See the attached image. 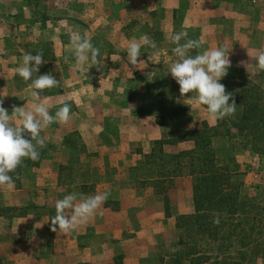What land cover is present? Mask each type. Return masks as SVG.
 Wrapping results in <instances>:
<instances>
[{
  "label": "crops",
  "instance_id": "1",
  "mask_svg": "<svg viewBox=\"0 0 264 264\" xmlns=\"http://www.w3.org/2000/svg\"><path fill=\"white\" fill-rule=\"evenodd\" d=\"M6 2L0 0V5ZM130 3L133 8L144 6L152 12L171 11L175 23L179 22L174 13L188 6L186 10L196 12V19L187 22L192 27L207 20L214 23L204 40L207 49L222 46L229 52L231 67L226 78L259 76L263 72L257 67L256 57L264 50V0H130ZM134 18L129 16L127 23H120L125 31L133 26L130 22ZM221 23H231V32L227 34ZM3 32L4 25L0 23V99L3 104L12 103L15 95L19 97L17 106L30 108V81L15 82L11 80L12 74L9 77L3 52L12 48H5ZM137 32H129L131 36L124 39L125 51L129 40L140 37H136ZM213 32H221L220 40H214ZM107 39L114 49L118 48L120 40L114 36ZM52 40L54 56L59 61L39 69L36 75L51 73L59 81L58 87L42 91V100L50 105L53 115L68 103L70 119L54 122L41 131L46 145L44 158L38 165L25 166L13 189L0 190L4 204L9 207L32 204L31 215L24 212L8 221V250L29 251V246L18 247L17 241L22 239L25 245H32V264H170L168 259L177 260L184 248L176 218L194 212L192 179L185 175L176 177L165 192H160L155 185L164 184L165 176H156L154 188L148 189L147 195H140L137 190L139 183L149 184L151 178L137 181L134 162L151 154L150 143L160 140L161 134L154 117L148 114L147 105L132 99L136 89L131 80L134 65L124 52L125 66L118 68L115 60L120 56L118 51L108 68L93 65L86 72L87 69L74 67L68 39L52 37ZM141 52L138 60H142L140 66L144 67L146 53ZM113 53L108 60H113ZM82 76L84 80L89 76L92 84L83 82ZM188 144L189 141L167 144L163 151L175 152ZM252 148L237 157L242 167L240 181L254 189L264 173L259 151ZM249 156L253 157L251 163ZM104 191L110 193L107 201L86 225L67 234L51 230L56 200L70 192L87 197Z\"/></svg>",
  "mask_w": 264,
  "mask_h": 264
},
{
  "label": "rangeland",
  "instance_id": "2",
  "mask_svg": "<svg viewBox=\"0 0 264 264\" xmlns=\"http://www.w3.org/2000/svg\"><path fill=\"white\" fill-rule=\"evenodd\" d=\"M5 1L7 2L4 6L0 5V23L4 25V32L1 34H4V39L6 40L5 48H12L9 52L7 50L3 52L6 55L5 60L7 62L5 64L8 73H10L9 77L12 74L11 80L15 82L24 81L15 70L20 66L22 57L27 52H31L32 54L42 52L44 54L43 59L47 63L42 64L39 69L55 65L54 62L56 60L59 61V58L54 56L52 37L63 38V40L68 39L70 42V33L73 30L79 31L85 37H90L93 45L100 49L101 55L98 59L100 62H103L99 64L98 68H108L109 62L114 63L116 53H119L118 51L121 53L115 59L117 66L118 68L119 66H123V64L125 66L124 52L125 54L127 52L123 47L125 45L123 41L126 37L131 36L129 32L138 30L136 37L142 36L141 32H147L155 41L157 48H142L141 50H144V53H146V65L141 67L140 64L142 62H140L135 64L134 67L131 66V70L133 71L131 73L132 85H134V89L136 88L132 94V99L137 103L141 102L143 105H147L149 109L148 114L150 117H154L156 125L160 129L161 137L164 132L176 131L181 126L187 129H200L204 120L210 125L215 124L208 117L205 106L194 102L192 99L194 94H185V98H181L179 85L172 78L171 74L168 73L171 63L176 59L172 53V48L175 45L170 41V35L173 32L185 30L188 32V38L202 42L200 49L191 50L190 54L192 55L208 47L204 38L208 37L210 32H212V24L214 23H208L207 20L205 23H194V25L198 24V26L192 27L187 22L189 19H196V12L186 10L188 6L185 7L184 11L174 13V19H176V22H179L175 23L172 21L173 13L171 11L152 12L148 11L144 6L133 8L130 6V0H19V3L18 0ZM135 1L138 2L139 0ZM129 16L135 18L130 22L133 23V26L127 32L124 30L123 24L120 23H127ZM221 24L225 27L227 34L231 32V23ZM65 30L66 32L62 34ZM220 34L221 32H213L214 40H220ZM110 36H114L120 40L117 45L118 48L114 49V45L107 39ZM183 42L181 41V43ZM112 52H114L112 54L113 60H108L109 54ZM240 52L241 50L237 53L240 54ZM136 68L138 70H135ZM121 69L124 70V67ZM226 77L227 75L220 82L225 85L226 92L232 93L237 110L233 116H226L222 119L224 121L223 125H218V129L223 133L215 138L214 147L217 156L224 162H231L228 165L236 169V173L230 177V182L232 184L242 182L244 186V182L240 181L242 177L240 176L242 174L240 169L242 167L237 157V154L240 152L246 149H253L252 147L257 148L260 155V163L263 167L262 173H264V71L259 76L240 75L234 79ZM82 81L92 84L89 76L85 80L84 76H82ZM3 95L6 99L7 96ZM188 95L189 98H186ZM13 99L12 103L5 102L3 104V107L8 109L9 112L12 111L13 106H17L19 103L18 96L13 95ZM254 104L257 107L251 108ZM186 106L187 108H184ZM151 114L153 115L151 116ZM159 117L164 119L165 126L157 122ZM227 130H229V134L224 132ZM185 141H189L190 145L188 144L184 149L181 148V150H175V152L164 151L165 154H163L162 158H159L157 153L142 155L141 159H137L134 162L133 167L135 170L133 168V172L139 176L136 179L137 181H145L151 178V180L149 179L151 183L142 184L143 182H141V184L137 185L140 195H147L148 189L154 188L152 182L156 179V176H165V179L162 180L164 184L155 185L157 191H160V187L170 186L176 177L184 175L191 177L187 164L181 163L177 165L176 162L180 158H173L178 152L193 148L192 141ZM177 143L179 142L174 144ZM152 144L153 142L150 143V150ZM134 148L137 150L141 149L135 146ZM52 150L53 148H50V151ZM252 159L253 157H248L250 163ZM250 163L248 165H251ZM162 170H176V172L164 173V175L159 174L158 171ZM256 184L254 189L244 186L246 188L244 195H247V198H255L256 205L262 207L264 204V177L262 176L261 182ZM5 189L8 188L0 186L1 191ZM1 191L0 264H32V245H25L22 239H19L17 242L20 246L18 247L29 246L27 248L29 251L22 249L10 251L7 248L8 240L6 239V233H8L10 228V224H8L10 223L8 222L10 218L18 214L29 213L31 215L32 204H28L26 207L25 205L9 207L4 204ZM182 216L180 215L176 218V224L180 228L181 239L184 245V229L181 226L183 222ZM168 262L170 264H185L186 262L188 263V259L179 258L175 260L174 257L168 259Z\"/></svg>",
  "mask_w": 264,
  "mask_h": 264
},
{
  "label": "clouds",
  "instance_id": "3",
  "mask_svg": "<svg viewBox=\"0 0 264 264\" xmlns=\"http://www.w3.org/2000/svg\"><path fill=\"white\" fill-rule=\"evenodd\" d=\"M170 41L175 45L172 53L176 59L171 63L168 73L179 85L181 98H185V94H194V102L205 106L207 115L213 122L233 116L237 110L236 102L232 93L226 92L225 85L220 82L231 67L229 52L226 53L222 46H218L192 55L191 50L200 49L202 42L188 38L185 30L173 32ZM142 47L156 49L157 45L147 34L129 40L126 52L131 64L142 61L138 60ZM70 49L75 61L74 67L87 69L88 72L90 66H99L100 49L93 45L90 37L73 30L70 33ZM43 55L42 52L25 53L20 66L15 70L25 82L30 81L31 107L14 106L9 112L3 107V99H0V186H6L9 190L15 186L10 173L25 158L32 161L40 158V149L46 146L41 131L54 122L64 123L70 119L71 108L68 103L60 106L53 115L49 110L50 105L42 100L43 90L59 85V81L51 73L36 75L40 66L47 63ZM256 60L258 69L264 71V50L259 51ZM109 195L108 191L87 197H82L78 192L64 195L55 202L56 214L50 219L51 230L67 234L86 225ZM213 223L218 224L219 217L214 218Z\"/></svg>",
  "mask_w": 264,
  "mask_h": 264
},
{
  "label": "trees",
  "instance_id": "4",
  "mask_svg": "<svg viewBox=\"0 0 264 264\" xmlns=\"http://www.w3.org/2000/svg\"><path fill=\"white\" fill-rule=\"evenodd\" d=\"M157 122L165 124L162 117ZM223 122L219 120L210 125L204 120L200 129L181 126L176 131L164 132L160 140L153 142L151 154L157 153L159 158L165 154L164 144L193 142L192 149L173 156L180 158L177 165L186 163L189 168L194 205L193 213L182 216L185 242L177 258L188 259L189 264H264V204L258 207L255 198H247L242 182H230L236 169L228 165L231 162L220 159L214 147L215 138L223 133L218 129ZM224 132L229 134V130ZM44 153L43 147L37 161L24 159L10 173L15 183L19 182L22 169L38 165ZM174 172L176 170L158 171L162 175ZM168 187H160V191ZM216 217H219L218 224L213 223Z\"/></svg>",
  "mask_w": 264,
  "mask_h": 264
}]
</instances>
